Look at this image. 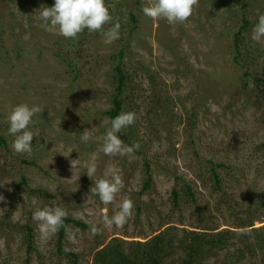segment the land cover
<instances>
[{"label": "rangeland", "instance_id": "1", "mask_svg": "<svg viewBox=\"0 0 264 264\" xmlns=\"http://www.w3.org/2000/svg\"><path fill=\"white\" fill-rule=\"evenodd\" d=\"M120 1L111 9L113 23H120L119 38L106 44L98 31L87 40L41 27L40 8L55 0H0V137L7 141L0 147V264H93L96 251L114 237L130 248L167 230L176 239L184 230L257 228V235L264 234V39H251L264 0H248L246 14L254 25L239 38L238 59L239 0H199L191 17L175 24L144 16L147 0L139 6L136 0ZM131 11L138 16L135 24ZM126 44L122 112L135 113L136 120L121 131L128 142L118 135L125 145L139 147L130 155L108 156L100 149L111 127L104 112L112 108L116 86L109 56ZM22 103L42 109L28 128L37 134L31 154L16 153L15 137L8 134L7 117ZM85 129L91 133L87 143L81 141ZM79 158L95 166L93 178L84 167L72 177L70 160ZM146 164L152 173L148 189ZM106 172L118 173L124 182L108 205L91 193L95 180L110 178ZM125 198L133 201L132 216L121 228L105 227L102 210L111 217ZM57 206L85 225L70 224L62 242L76 258L60 253L59 230L43 241L32 218L35 207ZM249 222L253 226L241 227ZM92 225L99 229L95 235ZM27 226L34 234L31 247ZM73 232L75 244L69 240ZM233 240L241 244L239 237ZM227 252L209 264H224ZM260 253L248 254L242 264H264Z\"/></svg>", "mask_w": 264, "mask_h": 264}, {"label": "clouds", "instance_id": "2", "mask_svg": "<svg viewBox=\"0 0 264 264\" xmlns=\"http://www.w3.org/2000/svg\"><path fill=\"white\" fill-rule=\"evenodd\" d=\"M198 4L199 0H147L142 11L144 16L153 21L166 19L170 24L184 23L191 17L194 8ZM40 9L37 19L43 21L41 27L65 38H76L85 29L89 32H101L105 37L104 42L106 44H111L119 38L120 23L118 20L106 31L104 29V26L113 20L106 0H55L52 7L44 5ZM251 39L256 42L264 39V14L259 15L258 22L252 30ZM41 112L42 109L38 105L30 107L28 104L22 103L15 106L9 113L7 117L10 125L8 134L15 137L11 146L16 153L31 154L32 141L37 134L28 130V128L33 122V116ZM135 120L136 115L133 112H122L113 118L111 127L103 137V145L100 150L108 156L132 154L134 149L139 147V144L133 146L125 145L118 133L134 124ZM90 139V130L85 129L81 135V141L87 143ZM70 153L61 154L68 157ZM81 167L86 168L87 175L93 178L96 172L95 166L93 164L82 163L80 158L70 160L72 177L76 175L77 170ZM109 175L110 178L95 180L94 187L91 188V193L98 195L101 202L105 205L114 203L117 194L124 186V182L118 173H105L106 177ZM76 190L78 189L73 191ZM33 203L35 204V201ZM133 207V201L125 198L120 202L119 210L111 217L107 215V209L102 210V222L104 226L107 228H112L113 225L117 228L123 227L132 216ZM67 215V211L59 206L35 207L32 212V218L38 224L41 239L43 241L50 240L63 226V221ZM90 231L95 235L99 229L96 225H92ZM247 231L241 230L238 234H247ZM69 240L73 244L77 242L74 232L69 235Z\"/></svg>", "mask_w": 264, "mask_h": 264}, {"label": "trees", "instance_id": "3", "mask_svg": "<svg viewBox=\"0 0 264 264\" xmlns=\"http://www.w3.org/2000/svg\"><path fill=\"white\" fill-rule=\"evenodd\" d=\"M116 0H106V4L111 9ZM131 0H122L120 4L128 3ZM241 3V12H242V22L243 24L239 28L238 32L235 34V46H236V59L240 58L241 51L240 40L244 31L253 27L254 22L250 21L247 17V10H249L248 0H239ZM136 4L140 5V0H136ZM112 15V13H111ZM113 17V15H112ZM130 18L133 24L137 23L138 16L135 12H130ZM115 24L113 21L105 25V31L112 27ZM101 33V32H97ZM94 32H89L85 29L82 33L79 34L83 39H89L93 37ZM130 44H126L125 48L123 47L118 53L111 54L109 58L113 59L114 71H115V89L113 96L111 97L112 108L106 110L104 113L110 116L111 119L115 118L118 114L122 113L124 106L123 101V90L124 86L128 81V75L125 69V62L123 59L127 54V49ZM80 49V46L77 48ZM56 55L61 56L63 59V54L61 52H56ZM246 76L253 75L251 72L246 71ZM254 77V76H253ZM255 78V77H254ZM120 134L124 141L128 142V136ZM7 147V141L5 138L0 137V147ZM264 146V145H263ZM147 170L146 175L147 179L144 183V189L151 187L152 182V173L150 172V167L146 164ZM213 179L217 187L221 186V179L218 171L212 167L211 168ZM26 178L22 179V184L26 183ZM187 195L191 200L196 203V198L192 189L189 185L184 184ZM42 192L43 190L40 189ZM173 199L174 205L179 206V190L176 188L173 189ZM197 212L202 216L203 212L199 207H197ZM76 224L80 226H85L80 220L74 218L66 217L63 221V226L59 229V251L65 255H71L76 258L78 255L76 253L65 251L62 248V242L64 241L65 233L70 224ZM253 226L251 222L248 225L241 227ZM28 229V243L29 246H32L34 241L33 230L30 226H27ZM255 232L251 233L247 231V234H238L240 231L232 230H222L218 232H201V231H187L184 230V234L176 239L177 234L170 236L169 230L160 232L159 234L153 236L149 241L146 242H137L135 245L130 248H125L123 246L122 240L118 237H114L107 245L103 248L96 251L94 255L93 264H209V261L218 255L220 251L227 250L230 254V248L234 250L231 252L230 259L227 260L224 264H242L247 255L255 256L257 252H261L264 260V234H259L257 228H253ZM257 235V237H255ZM169 236V237H168ZM239 237L241 244L236 246V242L233 239ZM254 241H253V240ZM252 240V241H251ZM28 263V262H27Z\"/></svg>", "mask_w": 264, "mask_h": 264}]
</instances>
